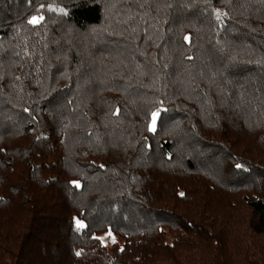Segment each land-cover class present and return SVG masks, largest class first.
<instances>
[{
  "label": "trees",
  "instance_id": "trees-1",
  "mask_svg": "<svg viewBox=\"0 0 264 264\" xmlns=\"http://www.w3.org/2000/svg\"><path fill=\"white\" fill-rule=\"evenodd\" d=\"M0 264H264V0H0Z\"/></svg>",
  "mask_w": 264,
  "mask_h": 264
},
{
  "label": "snow or ice",
  "instance_id": "snow-or-ice-1",
  "mask_svg": "<svg viewBox=\"0 0 264 264\" xmlns=\"http://www.w3.org/2000/svg\"><path fill=\"white\" fill-rule=\"evenodd\" d=\"M43 19V17H32L30 20H29V23H31V24H36V23H39L40 22V20H42ZM218 19H219V17H218ZM185 39H188V37H185ZM158 115V113H153L152 114V117H153V127H154V125H155V118H156V116ZM237 167H240V165H237ZM78 223V226H80V227H83V225L82 224H80L79 222H77ZM80 253H77V255H79Z\"/></svg>",
  "mask_w": 264,
  "mask_h": 264
},
{
  "label": "rangeland",
  "instance_id": "rangeland-1",
  "mask_svg": "<svg viewBox=\"0 0 264 264\" xmlns=\"http://www.w3.org/2000/svg\"><path fill=\"white\" fill-rule=\"evenodd\" d=\"M99 237L106 245H111L116 240V238L110 232L104 233Z\"/></svg>",
  "mask_w": 264,
  "mask_h": 264
}]
</instances>
